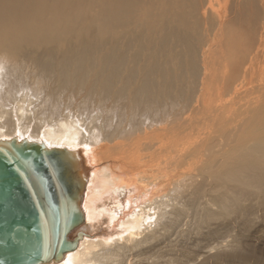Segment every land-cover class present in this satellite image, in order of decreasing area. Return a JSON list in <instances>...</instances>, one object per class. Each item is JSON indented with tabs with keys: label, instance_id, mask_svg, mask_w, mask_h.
<instances>
[{
	"label": "bare ground",
	"instance_id": "bare-ground-1",
	"mask_svg": "<svg viewBox=\"0 0 264 264\" xmlns=\"http://www.w3.org/2000/svg\"><path fill=\"white\" fill-rule=\"evenodd\" d=\"M206 1L0 0V140L91 166L85 236L52 264H134L183 204L264 190V0Z\"/></svg>",
	"mask_w": 264,
	"mask_h": 264
},
{
	"label": "water",
	"instance_id": "water-1",
	"mask_svg": "<svg viewBox=\"0 0 264 264\" xmlns=\"http://www.w3.org/2000/svg\"><path fill=\"white\" fill-rule=\"evenodd\" d=\"M90 169L83 148L0 140V264H52L76 247Z\"/></svg>",
	"mask_w": 264,
	"mask_h": 264
},
{
	"label": "rangeland",
	"instance_id": "rangeland-1",
	"mask_svg": "<svg viewBox=\"0 0 264 264\" xmlns=\"http://www.w3.org/2000/svg\"><path fill=\"white\" fill-rule=\"evenodd\" d=\"M206 5L209 11L221 6L222 11L225 6L222 0H207ZM237 62V58L232 60L233 65ZM4 69L5 65L0 70L1 76ZM17 82L19 79L14 89L28 88L27 83L17 86ZM1 91L7 93V83ZM226 190L229 197L235 195L231 186ZM221 192H224L222 187L215 194ZM246 192L231 210L219 211L213 204L207 211L210 217L201 218L198 212L183 204L188 212L185 220L172 226L168 235L162 233L149 243L141 255L134 257V264H264V190ZM209 199L214 201L213 196Z\"/></svg>",
	"mask_w": 264,
	"mask_h": 264
}]
</instances>
